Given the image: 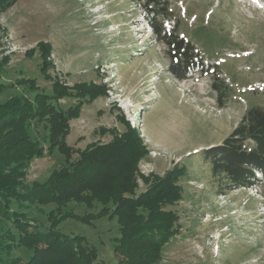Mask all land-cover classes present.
I'll return each instance as SVG.
<instances>
[{"label": "rangeland", "instance_id": "rangeland-1", "mask_svg": "<svg viewBox=\"0 0 264 264\" xmlns=\"http://www.w3.org/2000/svg\"><path fill=\"white\" fill-rule=\"evenodd\" d=\"M168 7V17H156L169 31L189 42L194 64L177 79L169 66L172 51L157 40L147 1L139 0H17L0 15V59L9 58L1 73L0 103L13 95L32 98L16 79H33L46 93L52 80L41 73L40 42L51 45L52 68L47 74L66 85H104L106 95L82 106L69 121L67 144L83 150L90 143H107L111 129L122 132V119L134 127L147 147L140 161L143 175L162 176L182 165L178 184L182 198L169 206L179 217L178 234L164 247L158 264H264V178L254 174L251 187L225 190L222 177L212 175L202 154L216 146L239 124L247 110H264V0H156ZM11 85V86H10ZM74 100H62L66 109ZM32 137L42 142L40 123ZM154 155V156H153ZM78 159L77 153L71 161ZM64 157L34 159L25 184L43 182L64 165ZM137 193L145 190L138 180ZM222 186V187H221ZM54 205H27L41 231L49 227ZM17 209V204H12ZM77 214L89 210L71 203ZM100 207L95 204L91 210ZM63 234L83 236L98 251L97 264H118L113 254L119 237L116 219L91 225L68 219ZM13 257L24 262L25 249Z\"/></svg>", "mask_w": 264, "mask_h": 264}, {"label": "trees", "instance_id": "trees-1", "mask_svg": "<svg viewBox=\"0 0 264 264\" xmlns=\"http://www.w3.org/2000/svg\"><path fill=\"white\" fill-rule=\"evenodd\" d=\"M147 1L154 10L150 18L157 40L172 51L169 71L179 80L186 78L195 55L189 42L169 31L156 17H168V7L158 9L156 0ZM17 0H0V15ZM40 71L52 80L51 93L40 89L33 79H16L14 86L34 92L32 98L13 95L0 103V264H97L98 251L81 235L69 236L58 229L60 223L71 219L91 225L107 217L116 219L119 237L114 239L113 254L118 264H158L164 247L178 234L179 217L169 209L182 198L178 184L187 169L175 165L162 176L143 175L140 161L148 150L138 132L122 119V132L111 129L107 143H90L74 151L67 144L69 121L80 116L82 106L106 95L104 85L75 83L72 86L51 78V45L40 42ZM7 56L0 59V78ZM0 83V90L4 89ZM11 86V85H10ZM62 100H74L65 110ZM34 123L42 124L46 134L42 142L30 134ZM64 157V165L54 169L43 181L25 184L28 169L34 159ZM77 153L78 159L71 161ZM202 157L209 161L213 177H222L225 190L251 187L254 172L264 178V110H247L239 124L216 146L209 147ZM138 180L145 190L137 193ZM222 187V186H221ZM17 204V209L12 204ZM71 203L84 205L89 212L82 215L68 208ZM55 207L47 213L49 227L39 230L21 211L27 205ZM98 204L96 212L91 210ZM25 249L28 257L22 261L13 257L15 249Z\"/></svg>", "mask_w": 264, "mask_h": 264}, {"label": "built area", "instance_id": "built-area-1", "mask_svg": "<svg viewBox=\"0 0 264 264\" xmlns=\"http://www.w3.org/2000/svg\"><path fill=\"white\" fill-rule=\"evenodd\" d=\"M154 156V155H153Z\"/></svg>", "mask_w": 264, "mask_h": 264}]
</instances>
